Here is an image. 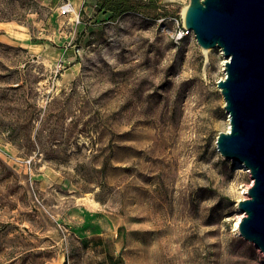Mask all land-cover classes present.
Here are the masks:
<instances>
[{"label": "rangeland", "instance_id": "obj_1", "mask_svg": "<svg viewBox=\"0 0 264 264\" xmlns=\"http://www.w3.org/2000/svg\"><path fill=\"white\" fill-rule=\"evenodd\" d=\"M139 1L0 0L27 38L0 41V264H264L235 227L250 171L216 146L224 55L189 0ZM92 214L109 229L80 236Z\"/></svg>", "mask_w": 264, "mask_h": 264}, {"label": "water", "instance_id": "obj_2", "mask_svg": "<svg viewBox=\"0 0 264 264\" xmlns=\"http://www.w3.org/2000/svg\"><path fill=\"white\" fill-rule=\"evenodd\" d=\"M184 26L201 47L225 56L217 86L229 125L216 146L250 171L248 196L237 201L244 212L238 231L264 253V0H189Z\"/></svg>", "mask_w": 264, "mask_h": 264}, {"label": "crops", "instance_id": "obj_3", "mask_svg": "<svg viewBox=\"0 0 264 264\" xmlns=\"http://www.w3.org/2000/svg\"><path fill=\"white\" fill-rule=\"evenodd\" d=\"M78 8L80 4H75ZM3 22L0 21V41L1 42H16V43H25L27 42L26 32L22 29H19L15 26H9L5 28L2 26ZM74 65V64H73ZM6 148V147H5ZM84 221V219H83ZM108 224L100 222L95 214H92V217L87 218L84 224L78 228V234L80 236H93L102 234L104 230H108Z\"/></svg>", "mask_w": 264, "mask_h": 264}, {"label": "trees", "instance_id": "obj_4", "mask_svg": "<svg viewBox=\"0 0 264 264\" xmlns=\"http://www.w3.org/2000/svg\"><path fill=\"white\" fill-rule=\"evenodd\" d=\"M31 4L34 3V0H28ZM144 4L139 1L137 3L133 0H99L98 9H107L112 12L111 18L114 19L120 16L124 11L130 9H137L140 11L145 10ZM65 264V262H64Z\"/></svg>", "mask_w": 264, "mask_h": 264}, {"label": "bare ground", "instance_id": "obj_5", "mask_svg": "<svg viewBox=\"0 0 264 264\" xmlns=\"http://www.w3.org/2000/svg\"><path fill=\"white\" fill-rule=\"evenodd\" d=\"M186 6H187V5H185V6L183 7V10H182V11H183V15L185 14ZM65 10H68V11H71L72 13H75V9H74V7H72V6L67 7ZM191 31H192V30H191ZM192 33H193V35H194V32H193V31H192ZM202 48H203V47H202ZM208 48H209V47H207V48H203V50H204V51H207ZM219 49L221 50V48H219ZM221 51H222V50H221ZM224 61H225V56H224L223 63H224ZM206 63H207V60H206ZM227 119H228V118H227ZM228 125H229V119H228ZM219 152H220V151H219ZM241 166L244 167V168H243L244 170H249L248 167H246L244 163H242ZM240 219H241V218H238V220H236V222H235V227H236V228L238 227V223H239Z\"/></svg>", "mask_w": 264, "mask_h": 264}, {"label": "built area", "instance_id": "obj_6", "mask_svg": "<svg viewBox=\"0 0 264 264\" xmlns=\"http://www.w3.org/2000/svg\"><path fill=\"white\" fill-rule=\"evenodd\" d=\"M70 5H71V4L69 3V4L66 5V7H69Z\"/></svg>", "mask_w": 264, "mask_h": 264}]
</instances>
